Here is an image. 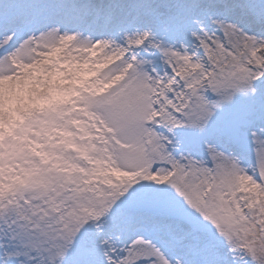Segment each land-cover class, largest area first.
<instances>
[{"label":"snow or ice","instance_id":"6c2138e0","mask_svg":"<svg viewBox=\"0 0 264 264\" xmlns=\"http://www.w3.org/2000/svg\"><path fill=\"white\" fill-rule=\"evenodd\" d=\"M5 83L0 264H264V0H0Z\"/></svg>","mask_w":264,"mask_h":264},{"label":"clouds","instance_id":"9594fccd","mask_svg":"<svg viewBox=\"0 0 264 264\" xmlns=\"http://www.w3.org/2000/svg\"><path fill=\"white\" fill-rule=\"evenodd\" d=\"M11 87L13 89V94H15V92H16V86L15 85H12ZM8 89H9V85H7L6 83L4 85H2V90L4 92H7ZM21 96H23V93H21Z\"/></svg>","mask_w":264,"mask_h":264},{"label":"rangeland","instance_id":"374dc122","mask_svg":"<svg viewBox=\"0 0 264 264\" xmlns=\"http://www.w3.org/2000/svg\"><path fill=\"white\" fill-rule=\"evenodd\" d=\"M2 86V85H1ZM0 86V94H2L4 91L2 90V87ZM8 93H9V99H11V96L13 94V89L11 87V85L9 86V89H8Z\"/></svg>","mask_w":264,"mask_h":264},{"label":"bare ground","instance_id":"6f19581e","mask_svg":"<svg viewBox=\"0 0 264 264\" xmlns=\"http://www.w3.org/2000/svg\"><path fill=\"white\" fill-rule=\"evenodd\" d=\"M1 86V85H0ZM2 87V86H1Z\"/></svg>","mask_w":264,"mask_h":264}]
</instances>
